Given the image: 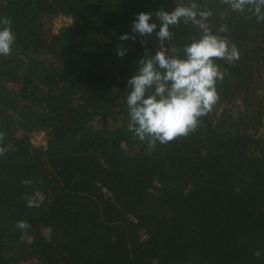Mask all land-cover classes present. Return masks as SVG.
<instances>
[{"label":"trees","instance_id":"obj_1","mask_svg":"<svg viewBox=\"0 0 264 264\" xmlns=\"http://www.w3.org/2000/svg\"><path fill=\"white\" fill-rule=\"evenodd\" d=\"M191 2L239 59L215 60L218 100L195 130L150 149L125 104L142 48L118 37L138 12ZM258 3L0 0L15 34L0 56V264H264ZM60 16L70 23L53 31ZM169 31L164 46L181 52L200 35L191 22ZM143 39L159 49L154 34ZM39 133L44 145L31 142Z\"/></svg>","mask_w":264,"mask_h":264},{"label":"clouds","instance_id":"obj_2","mask_svg":"<svg viewBox=\"0 0 264 264\" xmlns=\"http://www.w3.org/2000/svg\"><path fill=\"white\" fill-rule=\"evenodd\" d=\"M234 11H242L251 0H228ZM264 0L252 5L257 20ZM207 11H198L194 2L181 3L170 10L158 8L141 11L130 21L129 31L119 35V41L139 43L142 54L136 60V68L125 81V104L129 121L128 130L151 149L156 144L164 145L175 138L187 136L195 130L199 118L209 112L218 100L216 82L223 78L217 59L229 63L239 59L234 45L206 25ZM183 21L200 30L197 39L184 45L182 52L169 50L164 42L172 37L169 31ZM221 26L218 32H225ZM155 35L160 42L158 50L146 47L147 40ZM15 42V34L6 18H0V56L10 54ZM128 53L120 44L115 49L117 58ZM19 228H26L18 222Z\"/></svg>","mask_w":264,"mask_h":264},{"label":"built area","instance_id":"obj_3","mask_svg":"<svg viewBox=\"0 0 264 264\" xmlns=\"http://www.w3.org/2000/svg\"><path fill=\"white\" fill-rule=\"evenodd\" d=\"M70 23V20L65 18V17H58L54 20L53 22V31H56L58 28H60L62 25H67ZM44 138V137H43ZM31 142L33 143L32 139ZM34 145H36L35 143H33ZM43 145H44V140H43Z\"/></svg>","mask_w":264,"mask_h":264},{"label":"rangeland","instance_id":"obj_4","mask_svg":"<svg viewBox=\"0 0 264 264\" xmlns=\"http://www.w3.org/2000/svg\"><path fill=\"white\" fill-rule=\"evenodd\" d=\"M43 137H44L43 133L36 134L35 136L32 137V141L36 145H43V140H44Z\"/></svg>","mask_w":264,"mask_h":264}]
</instances>
